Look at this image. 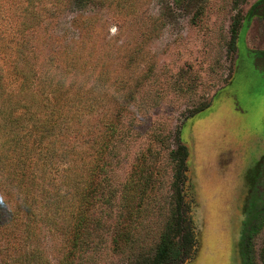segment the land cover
<instances>
[{
  "label": "rangeland",
  "instance_id": "rangeland-1",
  "mask_svg": "<svg viewBox=\"0 0 264 264\" xmlns=\"http://www.w3.org/2000/svg\"><path fill=\"white\" fill-rule=\"evenodd\" d=\"M23 33L36 36V63L54 52L57 67L74 53L89 86L107 79L99 111L121 109L124 130L134 132L119 141L112 163L116 200L145 156L155 159V180L143 201L134 253L116 249L106 222L97 231L98 245L71 259L67 224L56 214L59 200L70 196L61 175L66 161L49 157L27 199L0 187V264H133L147 254L141 252L154 250L175 206L170 150L176 129L189 150L183 187L196 231V252L182 264H264V72L256 61L264 64V0H0V35ZM3 60L0 55L5 68ZM4 82L8 92L22 79ZM30 86L36 91V81ZM97 121L94 114L84 127L94 130ZM66 131L59 152L74 140ZM22 202L32 212V227L7 228L5 218Z\"/></svg>",
  "mask_w": 264,
  "mask_h": 264
},
{
  "label": "trees",
  "instance_id": "trees-1",
  "mask_svg": "<svg viewBox=\"0 0 264 264\" xmlns=\"http://www.w3.org/2000/svg\"><path fill=\"white\" fill-rule=\"evenodd\" d=\"M78 1L84 5L91 0ZM240 21L238 15L232 22L229 40L232 51L237 48ZM34 23L23 24V29L31 28ZM35 40L36 36L32 33L0 35V55L6 64L5 68L0 66V140H3L0 143V187L15 190V194L27 199L36 189L40 166L47 167L49 157H62L66 161L61 169L62 180L67 182L70 196L59 200L56 214L67 224L73 246L69 251L71 259L95 243L98 245L99 240L96 239L102 235L99 237L97 231L102 230L106 222L113 229L116 249L130 255L135 252L137 223L146 211L143 201L148 198L155 180V159L151 163L145 156L144 165L135 169L126 180L117 201L120 191L111 182L112 163L120 153L119 141L129 134L134 135L133 130H124L121 109H115L111 114L99 111L103 101L101 93L109 87L106 78L100 77L89 86L85 79H81L82 65L78 64L74 53H68L57 67L52 64L57 56L54 52H46L42 56L44 65L36 63L34 60L39 58L41 52L33 50ZM6 77H20L22 82L6 92ZM34 81L36 91H30V84ZM209 105L198 107L194 114ZM94 114H98L96 127L86 130L84 125ZM68 129H71L74 140L61 146L59 152L57 143L62 135L68 133ZM173 137L176 147H172L170 155L175 161V206L169 209L155 249L141 252L147 254L133 264H182L196 252L195 225L189 214L190 205L185 199L183 187L189 150L182 142L179 129L175 130ZM75 140L78 144L74 143ZM152 155L154 157L155 154ZM52 179L56 180L55 177ZM24 203H19L21 208H15L5 218L7 228L21 224L32 227V212L27 211ZM117 205L120 210L115 215L113 212ZM25 228L30 230V227ZM71 259L68 263L73 262Z\"/></svg>",
  "mask_w": 264,
  "mask_h": 264
},
{
  "label": "flooded vegetation",
  "instance_id": "flooded-vegetation-1",
  "mask_svg": "<svg viewBox=\"0 0 264 264\" xmlns=\"http://www.w3.org/2000/svg\"><path fill=\"white\" fill-rule=\"evenodd\" d=\"M262 54H264V53H262ZM256 61H257V63H258V65H259V67L263 70V72H264V68H262L263 67V61H260V59H256Z\"/></svg>",
  "mask_w": 264,
  "mask_h": 264
}]
</instances>
